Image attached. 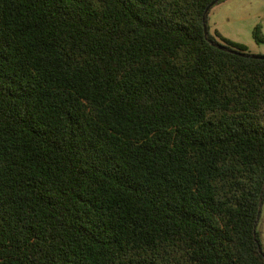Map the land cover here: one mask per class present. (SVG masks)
Segmentation results:
<instances>
[{
  "label": "trees",
  "instance_id": "trees-1",
  "mask_svg": "<svg viewBox=\"0 0 264 264\" xmlns=\"http://www.w3.org/2000/svg\"><path fill=\"white\" fill-rule=\"evenodd\" d=\"M213 1L0 0V264H264V58Z\"/></svg>",
  "mask_w": 264,
  "mask_h": 264
},
{
  "label": "rangeland",
  "instance_id": "rangeland-1",
  "mask_svg": "<svg viewBox=\"0 0 264 264\" xmlns=\"http://www.w3.org/2000/svg\"><path fill=\"white\" fill-rule=\"evenodd\" d=\"M208 24L211 34L217 30L223 37L244 44L247 52L264 55V43L252 37L256 24L264 33V0H223L210 9ZM256 229L264 253V199Z\"/></svg>",
  "mask_w": 264,
  "mask_h": 264
},
{
  "label": "water",
  "instance_id": "water-1",
  "mask_svg": "<svg viewBox=\"0 0 264 264\" xmlns=\"http://www.w3.org/2000/svg\"><path fill=\"white\" fill-rule=\"evenodd\" d=\"M216 1H213L209 6H207L205 12L207 13L208 10L210 9V7L212 5L215 4ZM204 33H205V36L207 37L208 36V29H207V25L206 23L204 22ZM212 44L218 46L219 48H224L225 46L221 43H218V42H215L213 40H210ZM230 51L232 52H236V53H239L241 55H249V56H252V57H255V58H264V55H260V54H251V53H248V52H242V51H238L236 49H230Z\"/></svg>",
  "mask_w": 264,
  "mask_h": 264
}]
</instances>
